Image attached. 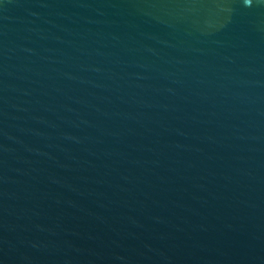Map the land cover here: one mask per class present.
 Masks as SVG:
<instances>
[{"label": "water", "instance_id": "95a60500", "mask_svg": "<svg viewBox=\"0 0 264 264\" xmlns=\"http://www.w3.org/2000/svg\"><path fill=\"white\" fill-rule=\"evenodd\" d=\"M0 264H264V0H0Z\"/></svg>", "mask_w": 264, "mask_h": 264}]
</instances>
